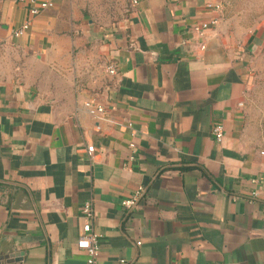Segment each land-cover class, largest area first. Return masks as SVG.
Instances as JSON below:
<instances>
[{"label": "crops", "instance_id": "0c3cea01", "mask_svg": "<svg viewBox=\"0 0 264 264\" xmlns=\"http://www.w3.org/2000/svg\"><path fill=\"white\" fill-rule=\"evenodd\" d=\"M51 1L0 0V264H88L89 199L95 264H264V16L109 0L113 26Z\"/></svg>", "mask_w": 264, "mask_h": 264}, {"label": "built area", "instance_id": "2783aa9c", "mask_svg": "<svg viewBox=\"0 0 264 264\" xmlns=\"http://www.w3.org/2000/svg\"><path fill=\"white\" fill-rule=\"evenodd\" d=\"M53 6V2L51 0H31L30 13L32 16L39 15L43 10ZM210 7H214L216 10L221 11V4H209ZM218 23V18L212 19L210 22H204L195 27V30L199 33H203L207 28L211 25H215ZM30 21H25L22 26L14 32L15 36H21L25 33V31L29 28ZM202 48H205L203 45ZM107 71L109 74L114 75L117 73L116 67L113 64H110L107 67ZM103 113L104 108L102 106H98L96 109H92L91 113ZM213 136L217 141H222L224 138V127L222 124H217L213 127ZM134 147V144H131V148ZM88 151L92 153L94 151V146H88ZM145 192V187L140 186L134 193L133 197L127 199L123 202V205L130 209L140 200L142 195ZM257 195V192H254V196ZM82 217L84 220L83 223V233L77 241V246L79 249L85 251L88 255L87 262L88 264H95L99 254H100V235L93 230V220L95 218V208L93 204V200H87L82 207ZM138 244L141 242L138 241ZM171 264H179L178 262H173Z\"/></svg>", "mask_w": 264, "mask_h": 264}, {"label": "rangeland", "instance_id": "374dc122", "mask_svg": "<svg viewBox=\"0 0 264 264\" xmlns=\"http://www.w3.org/2000/svg\"><path fill=\"white\" fill-rule=\"evenodd\" d=\"M94 3V7L88 13L89 18L94 21L115 26L122 19V14L116 8L120 6L119 3H116L115 8L109 0H95ZM226 7L231 8L230 12L233 13L231 16L245 15L249 21L255 20L258 16H264V0H227ZM7 53L13 57H21V60L25 61V58L17 51L12 50Z\"/></svg>", "mask_w": 264, "mask_h": 264}]
</instances>
